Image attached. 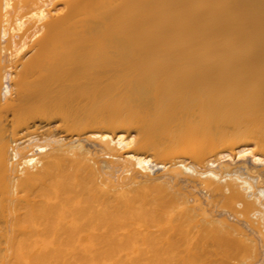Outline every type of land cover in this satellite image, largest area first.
Instances as JSON below:
<instances>
[{"label":"bare ground","instance_id":"6f19581e","mask_svg":"<svg viewBox=\"0 0 264 264\" xmlns=\"http://www.w3.org/2000/svg\"><path fill=\"white\" fill-rule=\"evenodd\" d=\"M0 264H264V0H0Z\"/></svg>","mask_w":264,"mask_h":264}]
</instances>
